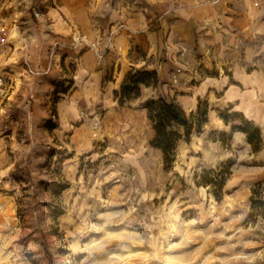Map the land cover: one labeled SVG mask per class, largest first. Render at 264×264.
<instances>
[{
  "label": "rangeland",
  "instance_id": "obj_1",
  "mask_svg": "<svg viewBox=\"0 0 264 264\" xmlns=\"http://www.w3.org/2000/svg\"><path fill=\"white\" fill-rule=\"evenodd\" d=\"M218 1L203 0L206 17L186 20L180 37L152 22L154 43L131 48L128 71L157 69L161 83L121 107L114 91L128 71L98 84L72 79L108 48L81 24L61 37L74 59L63 67L66 80L55 89L53 77L23 79L32 72L22 42L39 60L35 44L47 42V12L60 0H0V27L9 29L0 58V264H264V117L239 111L250 122L242 124L224 98L238 72L264 77V29L240 26L239 0L223 3L233 14L225 29L211 15ZM247 4L264 9V0ZM246 21L256 22L253 12ZM161 96L188 114L199 99L208 107L202 131L179 143L170 170L150 145L142 108ZM233 126H247L255 144Z\"/></svg>",
  "mask_w": 264,
  "mask_h": 264
},
{
  "label": "crops",
  "instance_id": "obj_2",
  "mask_svg": "<svg viewBox=\"0 0 264 264\" xmlns=\"http://www.w3.org/2000/svg\"><path fill=\"white\" fill-rule=\"evenodd\" d=\"M202 1L60 0L59 7L55 9V12H47L46 22L48 25H46V28L49 33L47 42L43 41L42 43L35 44L39 50V60L33 59L31 44H28L26 40L22 42V47L25 49L22 53V57L24 58L23 63L32 72L29 78L23 75V79H30L34 82L39 76L47 80L53 77L55 78V89L58 79L66 80L68 78L66 74L67 69L65 71L63 67H66V63L74 59H72V54L69 52V49L72 48L63 43L61 37L70 35L69 33L72 30H77L78 28L75 27H79V24L83 26V32L93 38V40H97L96 46L98 48L103 49L101 44L106 45L105 48H108L102 55L103 57H100L95 64L89 62L85 67L77 70L76 75L71 73L72 79L79 81L89 80V83L94 81L98 84L108 73L110 75L119 73V76H122L128 71L129 65H134L127 57L131 48L139 45L148 51L150 48L149 42L150 44L154 43L156 32L150 29L154 20H160L161 27L164 28L166 24L167 28L169 26V29H171V33H176L174 37H180L181 33L187 30L186 20L201 21L206 17V9ZM224 1H218L217 8L211 15L214 17L217 14L219 22L225 29H228L229 23L226 20L228 21L233 14L224 10ZM234 7L240 11L238 14H241V17L238 20L241 27H245V24H248L247 26L251 27L252 30L264 29V22L262 21L264 20V9L256 8L255 10L253 9L254 11L251 10L252 8L248 6L247 0H239ZM162 11L166 15H164L165 22H161ZM252 12L256 18V22L253 24L252 22L248 23L250 20L246 21ZM168 16L172 19L170 24H168L169 20H166ZM232 20L236 22V16ZM109 32H111V37H108ZM33 36L34 41L37 42L39 40L37 34ZM50 51L51 55L49 54ZM49 59H51L50 63ZM42 60L47 65L49 64L50 67L42 69ZM52 67H55V70H52ZM22 72H25V70ZM49 73H52V75H49ZM20 75L22 73L17 77L15 76L14 79H17ZM241 75L238 72L237 76L239 78L236 75L232 77L234 84H230L227 90H225V100L228 103L237 105L236 112L256 113L264 117L263 108H260L259 105L263 99H258L259 96L264 97V77L260 75L243 77ZM76 84L77 82L73 83L71 87L68 86V92L74 90Z\"/></svg>",
  "mask_w": 264,
  "mask_h": 264
},
{
  "label": "trees",
  "instance_id": "obj_3",
  "mask_svg": "<svg viewBox=\"0 0 264 264\" xmlns=\"http://www.w3.org/2000/svg\"><path fill=\"white\" fill-rule=\"evenodd\" d=\"M160 83L157 70L132 68L126 73L120 89L114 91L115 100L121 107L129 106L131 102L142 96L144 89L156 88ZM142 108L146 110V116L154 133L150 145L162 154L164 169L170 170L176 161V150L179 143L181 141L190 142L194 133L202 131V125L207 121L208 107L207 105L202 106V100L199 99L197 112L188 114L176 99L161 96L146 101ZM230 115L233 119H240L242 124L250 123L239 112L234 111ZM224 118L226 121L229 120L226 114ZM233 129L246 133L249 141L255 144L247 126L246 128L233 126ZM255 133L261 143L263 140L260 131L256 129ZM225 183V179H221L218 184L220 191Z\"/></svg>",
  "mask_w": 264,
  "mask_h": 264
},
{
  "label": "built area",
  "instance_id": "obj_4",
  "mask_svg": "<svg viewBox=\"0 0 264 264\" xmlns=\"http://www.w3.org/2000/svg\"><path fill=\"white\" fill-rule=\"evenodd\" d=\"M9 29L6 26L0 27V58H2L4 50L8 45ZM5 53V52H4Z\"/></svg>",
  "mask_w": 264,
  "mask_h": 264
}]
</instances>
